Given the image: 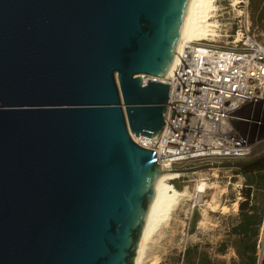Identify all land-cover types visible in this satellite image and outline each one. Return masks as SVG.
Segmentation results:
<instances>
[{
    "label": "water",
    "instance_id": "95a60500",
    "mask_svg": "<svg viewBox=\"0 0 264 264\" xmlns=\"http://www.w3.org/2000/svg\"><path fill=\"white\" fill-rule=\"evenodd\" d=\"M188 1L0 0V264H134Z\"/></svg>",
    "mask_w": 264,
    "mask_h": 264
},
{
    "label": "built area",
    "instance_id": "2783aa9c",
    "mask_svg": "<svg viewBox=\"0 0 264 264\" xmlns=\"http://www.w3.org/2000/svg\"><path fill=\"white\" fill-rule=\"evenodd\" d=\"M245 23L234 35H219L229 46L214 39L183 45L163 81L169 86L163 127L136 143L155 152L161 169L246 162L264 146V43ZM149 78L143 83L159 82Z\"/></svg>",
    "mask_w": 264,
    "mask_h": 264
},
{
    "label": "rangeland",
    "instance_id": "374dc122",
    "mask_svg": "<svg viewBox=\"0 0 264 264\" xmlns=\"http://www.w3.org/2000/svg\"><path fill=\"white\" fill-rule=\"evenodd\" d=\"M237 1L215 0L216 10L211 20L218 27L214 29L217 38L213 43L229 46L226 38L219 35H234L238 25L244 26V19L250 34L264 43V0H242L235 5ZM141 77L146 80L150 76ZM241 130L245 128L241 127ZM128 134L133 142H139L129 131ZM263 154L264 146H259L250 160ZM239 176V171L211 169L170 181L169 184L183 196L178 198L147 241L139 264H183L187 248L190 264H199L204 257L212 264H261L264 261V216L253 260V239L242 240L230 233L238 221V203L243 199L241 190L246 185H253L250 199L264 211L263 180L255 174L243 175V180ZM201 181L207 184L204 193L197 189Z\"/></svg>",
    "mask_w": 264,
    "mask_h": 264
},
{
    "label": "bare ground",
    "instance_id": "6f19581e",
    "mask_svg": "<svg viewBox=\"0 0 264 264\" xmlns=\"http://www.w3.org/2000/svg\"><path fill=\"white\" fill-rule=\"evenodd\" d=\"M214 2L215 0L188 1L173 60L165 76L162 79H157V81L163 82L171 76L173 66L177 62L179 54L185 43L208 40L213 41V39L217 37L214 29L218 26L211 20L214 18L213 13L216 10ZM141 78L143 79V77ZM142 137L143 136H134L133 139L137 141L142 139ZM161 170V174L155 182L147 215L140 233L139 243L134 257V264H139L147 241L154 233L158 225L168 215L178 198L183 196V193L176 191L169 184L170 181L179 178L182 175L181 172L165 168ZM197 189L199 190V193H204L207 189V184L201 181L197 186Z\"/></svg>",
    "mask_w": 264,
    "mask_h": 264
},
{
    "label": "trees",
    "instance_id": "16d2710c",
    "mask_svg": "<svg viewBox=\"0 0 264 264\" xmlns=\"http://www.w3.org/2000/svg\"><path fill=\"white\" fill-rule=\"evenodd\" d=\"M242 175L256 174L259 178L263 180L262 187H264V161L258 162L253 166L242 168L238 170ZM245 189L241 190L242 201L238 203V221L234 227L231 228L230 233L235 234L244 239H253L251 258L253 260L255 251V243L258 239L259 228L263 219V209L262 207H257L255 203L250 199L253 185L248 184ZM264 189V188H262ZM190 250L187 248L183 254L184 260L183 264H190ZM199 264H212L207 257L201 259ZM264 264V261L261 263Z\"/></svg>",
    "mask_w": 264,
    "mask_h": 264
},
{
    "label": "crops",
    "instance_id": "0c3cea01",
    "mask_svg": "<svg viewBox=\"0 0 264 264\" xmlns=\"http://www.w3.org/2000/svg\"><path fill=\"white\" fill-rule=\"evenodd\" d=\"M255 175H256V174H255ZM239 177L243 180V175L240 174ZM237 216H238V215H237ZM262 223H263V219H262ZM262 223H261V225H262Z\"/></svg>",
    "mask_w": 264,
    "mask_h": 264
}]
</instances>
